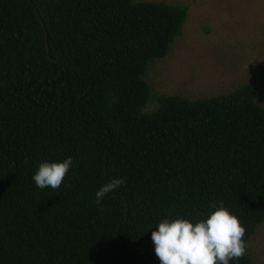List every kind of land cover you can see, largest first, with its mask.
Returning a JSON list of instances; mask_svg holds the SVG:
<instances>
[{
  "label": "trees",
  "instance_id": "1",
  "mask_svg": "<svg viewBox=\"0 0 264 264\" xmlns=\"http://www.w3.org/2000/svg\"><path fill=\"white\" fill-rule=\"evenodd\" d=\"M186 17L163 1L0 0V264H160L158 223H195L214 201L247 243L264 222L254 82L189 99L146 81ZM68 156L60 188H37L39 163ZM114 177L126 183L98 208Z\"/></svg>",
  "mask_w": 264,
  "mask_h": 264
},
{
  "label": "rangeland",
  "instance_id": "2",
  "mask_svg": "<svg viewBox=\"0 0 264 264\" xmlns=\"http://www.w3.org/2000/svg\"><path fill=\"white\" fill-rule=\"evenodd\" d=\"M163 1L187 7L181 35L166 57L147 70L153 94L197 99L226 93L246 82L264 106V0ZM150 97L143 112L155 108ZM254 264H264V222L247 243Z\"/></svg>",
  "mask_w": 264,
  "mask_h": 264
},
{
  "label": "clouds",
  "instance_id": "3",
  "mask_svg": "<svg viewBox=\"0 0 264 264\" xmlns=\"http://www.w3.org/2000/svg\"><path fill=\"white\" fill-rule=\"evenodd\" d=\"M73 164L71 156L62 161H41L32 179L39 189L58 190ZM126 183L124 178H112L95 192V203ZM213 202L212 211L195 223L184 217L164 218L151 233L155 254L160 264H229L247 254L244 237L246 227L224 206Z\"/></svg>",
  "mask_w": 264,
  "mask_h": 264
},
{
  "label": "water",
  "instance_id": "4",
  "mask_svg": "<svg viewBox=\"0 0 264 264\" xmlns=\"http://www.w3.org/2000/svg\"><path fill=\"white\" fill-rule=\"evenodd\" d=\"M41 23H42V21H41Z\"/></svg>",
  "mask_w": 264,
  "mask_h": 264
}]
</instances>
